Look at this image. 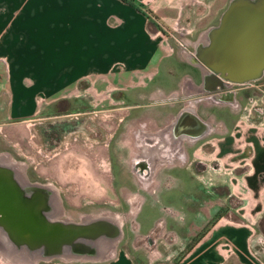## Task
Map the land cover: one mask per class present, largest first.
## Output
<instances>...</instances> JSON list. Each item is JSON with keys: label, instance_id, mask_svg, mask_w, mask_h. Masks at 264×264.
Segmentation results:
<instances>
[{"label": "rangeland", "instance_id": "374dc122", "mask_svg": "<svg viewBox=\"0 0 264 264\" xmlns=\"http://www.w3.org/2000/svg\"><path fill=\"white\" fill-rule=\"evenodd\" d=\"M183 1L190 2L182 9L188 14L174 19L179 23L175 27L164 28L173 58L164 66L161 77L152 80L163 88L161 93L131 99L119 89L94 87L81 81L67 100L44 106L31 125L29 121L0 125L1 158L17 163L29 180L50 186L57 220L83 223L102 215L119 218L123 236L109 249L107 258L115 250L124 249L137 264H178L223 212L240 206L244 210L255 207V199L251 200L255 193L245 191L244 184H238L239 193L232 190L237 177L228 172L235 174L238 168L234 172L217 158H210L215 155L216 140L207 141L208 135L194 140L183 138L184 124L176 119L180 111L193 109L209 118L214 134L230 128L225 117L230 123L241 115L264 121V73L232 80L228 70H220L203 59L202 52L213 41L233 0ZM214 1L212 10L218 3L222 6L214 17H208L209 24H196ZM241 1L264 10V0ZM212 29L209 41L205 43L204 39L205 44L198 46L197 40ZM201 67L205 69L204 85L194 83L201 80ZM187 72L193 74L194 80L184 78ZM235 96L240 102L234 106L228 101ZM133 100H145L146 104L131 105ZM158 139L165 144V152L174 149L170 153L175 155L156 159L148 167L152 171L145 183L137 172L147 167L144 162L137 164L143 151L141 143H157ZM206 148L213 153H207ZM213 174L216 181L225 174V182L221 179L211 183ZM220 195L225 201L218 199ZM212 197L215 199L210 200ZM259 206L264 207V200ZM231 218L247 220L251 216L233 214ZM255 218L253 249L264 258V209ZM50 245L48 253L39 256L35 250L43 244L19 243L16 247L0 243V264H67L65 259L72 256L56 252L57 244ZM13 255L17 260L32 258L30 263L18 262L10 258ZM74 256L79 259L70 258L73 264L101 262Z\"/></svg>", "mask_w": 264, "mask_h": 264}, {"label": "crops", "instance_id": "0c3cea01", "mask_svg": "<svg viewBox=\"0 0 264 264\" xmlns=\"http://www.w3.org/2000/svg\"><path fill=\"white\" fill-rule=\"evenodd\" d=\"M215 1L196 24H204L211 14L215 16L222 6L218 3L212 10ZM189 3L183 0H0V125L24 121L30 124L44 106L67 100L81 81L94 87L119 89L131 99L161 93L163 88L152 80L161 77L164 66L173 58V48L164 28L179 24L175 20L188 14L182 9ZM201 70L199 81L194 80L191 72L184 78L188 81L191 77L195 84L204 85V67ZM185 81L181 83L182 89ZM233 99L228 101L231 105L239 104L237 96ZM145 102L133 100L130 104ZM191 110L185 119L196 126V132L193 130L190 134L185 129L186 136L194 140L208 135L207 141L216 140L215 155L210 158H217L234 172L237 168L240 170L235 174L228 172L238 180H233L232 190L239 193L238 184H244L245 191L255 193L254 198L251 196L255 207L249 204L248 210L240 206L223 212L178 264H264V258L253 249L257 233L255 216L264 209L259 206L264 200V121L248 120L241 115L230 123L229 117H225L230 128L214 134L209 118ZM206 151L213 153L208 148ZM0 161V204H6L0 206V243L16 247L19 243H39L47 251L48 243L57 244L56 252L68 245L65 254L75 260L79 257L74 255L90 253L92 256L86 257L101 260L97 264H137L124 249L115 250L107 258L109 249L123 236L122 230L117 228L113 232L117 238L107 244L88 247L87 242L80 243L82 234H95L91 230L93 226L96 230L102 224L104 228L109 226L103 221L90 226L48 218L43 207L54 205L50 196L55 198L50 186L29 180L17 163L1 156ZM212 176L211 183L226 180L225 174L217 177V181ZM218 199L226 198L220 195ZM54 213L57 217L56 209ZM233 214L251 218L239 220L231 218ZM10 258L30 263L32 257L17 260L13 255ZM70 258L65 259L67 264H73Z\"/></svg>", "mask_w": 264, "mask_h": 264}, {"label": "water", "instance_id": "95a60500", "mask_svg": "<svg viewBox=\"0 0 264 264\" xmlns=\"http://www.w3.org/2000/svg\"><path fill=\"white\" fill-rule=\"evenodd\" d=\"M243 6L245 8H241ZM202 56L220 70H228L229 76L236 80L263 74L264 10L244 4L241 0L231 3L213 35L211 45L204 49Z\"/></svg>", "mask_w": 264, "mask_h": 264}, {"label": "bare ground", "instance_id": "6f19581e", "mask_svg": "<svg viewBox=\"0 0 264 264\" xmlns=\"http://www.w3.org/2000/svg\"><path fill=\"white\" fill-rule=\"evenodd\" d=\"M238 1L239 0H233L232 4H235ZM253 5H255V4H253ZM241 8H245V7L243 6ZM247 8H250V7H247ZM243 11L246 12L247 10H243ZM213 32H214V30L212 29L209 32H207L205 34V36L208 37L210 35H213ZM15 174H16V172H15ZM45 187H48V186L45 185ZM50 200L51 201L53 200V196H50ZM43 209H44V212L46 213V215L48 216V218H51L52 220L54 218H56L55 217V213H54L55 207H54L53 203L50 205V207H47V208L46 207H43ZM101 221H103L104 223H108L107 225H109V227L108 228H106V227L104 228V225H102V227H99L98 230H96L94 228V226H93L91 230L93 232H95V234H93V233L90 234L89 233V236H85V234H82L80 237H82L84 235V238H80V241H81L80 243H86L87 242L86 244H88V247H90L89 245L96 244V243H105V244H107L110 240L116 238L117 235L115 233H113V232L115 230H117V228H119V231H121V229L119 227L121 223H120V220H119L118 217H114V216H110V215H105V216L102 215V216H99V217H95L93 219H90V220H88L86 222H83V223H85L86 225L92 226V224H97V223L100 224L99 222H101ZM111 224H114L115 226L114 225H111ZM23 226L25 227V225H23ZM24 227H23V229H24ZM22 232H23V230H21L20 234ZM82 245H85V244H82ZM66 249H69V246L68 245L64 247V250L62 252L63 253H66L65 252ZM35 252L38 255H42V254L44 255V254H47L48 251H47V248L45 246H43L40 249H36ZM61 253H60V255H61ZM63 255L65 256V254H63ZM63 255H61V256H63ZM82 256H85L86 257V256H92V255L90 253H83Z\"/></svg>", "mask_w": 264, "mask_h": 264}, {"label": "flooded vegetation", "instance_id": "af4514ba", "mask_svg": "<svg viewBox=\"0 0 264 264\" xmlns=\"http://www.w3.org/2000/svg\"><path fill=\"white\" fill-rule=\"evenodd\" d=\"M204 39H205V43H206V41L209 40V38L207 36H204L203 39H202V37H200V39L197 42V45L198 46L203 45ZM189 57L191 59L194 58L193 55H189ZM191 111L192 110L189 108V109L183 111L178 116L179 117L178 121H181L184 124L183 125L184 128L188 129V131H190L189 132L190 134L193 132V130L196 132V126L192 125L190 122L186 121V119H185V115L191 113ZM186 135H188V134L185 133V135H182V137L184 138V137H186ZM158 138H159V136H158ZM159 140L161 141V139H158L157 143H155V142H152V143L142 142L141 143V145L143 147L142 148L143 151L140 154V157L138 156L139 160H137V164L138 163L140 164L141 162H144V163H147V167L144 170H138L137 172H138L141 180L144 181L145 183H147L149 181L150 175H151V171H152V169H149L148 167H150V166L152 167V164H153V162L156 159L164 158V157L168 158L170 156L175 155V153H170V152H174V149H170V150H167V152H165L166 151V149H164L165 144L163 143V141L159 142Z\"/></svg>", "mask_w": 264, "mask_h": 264}, {"label": "trees", "instance_id": "16d2710c", "mask_svg": "<svg viewBox=\"0 0 264 264\" xmlns=\"http://www.w3.org/2000/svg\"><path fill=\"white\" fill-rule=\"evenodd\" d=\"M128 1H133V0H128Z\"/></svg>", "mask_w": 264, "mask_h": 264}]
</instances>
